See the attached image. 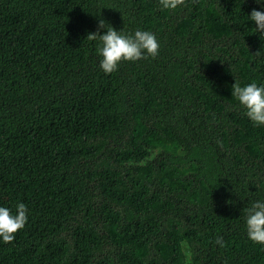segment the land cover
<instances>
[{
	"label": "trees",
	"instance_id": "trees-1",
	"mask_svg": "<svg viewBox=\"0 0 264 264\" xmlns=\"http://www.w3.org/2000/svg\"><path fill=\"white\" fill-rule=\"evenodd\" d=\"M253 9L0 0V206L29 209L0 264H174L157 248L170 240L188 264H264L244 227L264 199V126L231 96L264 83ZM99 20L153 32L157 56L103 73Z\"/></svg>",
	"mask_w": 264,
	"mask_h": 264
},
{
	"label": "clouds",
	"instance_id": "clouds-1",
	"mask_svg": "<svg viewBox=\"0 0 264 264\" xmlns=\"http://www.w3.org/2000/svg\"><path fill=\"white\" fill-rule=\"evenodd\" d=\"M255 2L261 6V10L253 9L247 17L254 23L256 32L262 36L264 0ZM160 4L165 9H171L176 7L177 0H160ZM100 29L106 30L101 34ZM88 36L97 41L99 69L105 74L115 71L122 61H137L148 56L154 58L159 50V42L153 32L137 29L129 34L116 30L104 20H99L97 31ZM231 96L244 108L245 115L255 126H264V83L252 81L241 85L234 82ZM28 215L29 209L24 202H17L14 211L0 206V241L11 242L14 234L25 226ZM244 227L250 241L264 245V199H256L246 208ZM216 242L222 244L219 237Z\"/></svg>",
	"mask_w": 264,
	"mask_h": 264
},
{
	"label": "rangeland",
	"instance_id": "rangeland-1",
	"mask_svg": "<svg viewBox=\"0 0 264 264\" xmlns=\"http://www.w3.org/2000/svg\"><path fill=\"white\" fill-rule=\"evenodd\" d=\"M157 248L164 259L170 260L174 264L189 263V249L181 241L170 240Z\"/></svg>",
	"mask_w": 264,
	"mask_h": 264
}]
</instances>
